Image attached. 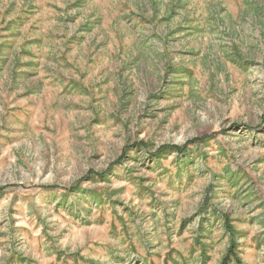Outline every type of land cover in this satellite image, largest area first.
Masks as SVG:
<instances>
[{
  "label": "rangeland",
  "instance_id": "rangeland-1",
  "mask_svg": "<svg viewBox=\"0 0 264 264\" xmlns=\"http://www.w3.org/2000/svg\"><path fill=\"white\" fill-rule=\"evenodd\" d=\"M232 243L264 264V0H0V264Z\"/></svg>",
  "mask_w": 264,
  "mask_h": 264
},
{
  "label": "trees",
  "instance_id": "trees-1",
  "mask_svg": "<svg viewBox=\"0 0 264 264\" xmlns=\"http://www.w3.org/2000/svg\"><path fill=\"white\" fill-rule=\"evenodd\" d=\"M207 140H209V139L206 138L205 141H207ZM178 150L180 151L181 148H179ZM163 152H166V151L165 150H160L158 153L161 154ZM98 197H101V196H98ZM232 263L233 264L234 263L241 264V259L238 256V252H236V245H234V243L231 244L230 249L227 251L226 255L223 257V259H222L220 264H232Z\"/></svg>",
  "mask_w": 264,
  "mask_h": 264
}]
</instances>
